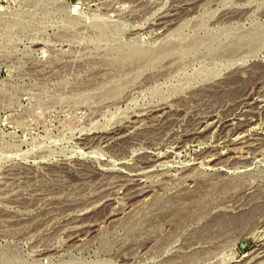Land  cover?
Segmentation results:
<instances>
[{"label": "rangeland", "instance_id": "1", "mask_svg": "<svg viewBox=\"0 0 264 264\" xmlns=\"http://www.w3.org/2000/svg\"><path fill=\"white\" fill-rule=\"evenodd\" d=\"M0 264H264V0H0Z\"/></svg>", "mask_w": 264, "mask_h": 264}]
</instances>
